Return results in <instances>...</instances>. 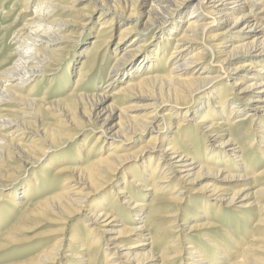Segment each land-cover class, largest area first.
<instances>
[{
	"label": "bare ground",
	"instance_id": "bare-ground-1",
	"mask_svg": "<svg viewBox=\"0 0 264 264\" xmlns=\"http://www.w3.org/2000/svg\"><path fill=\"white\" fill-rule=\"evenodd\" d=\"M79 1L91 3L92 9L89 12L77 13L76 19L70 20L65 16L70 9L61 6L62 1L20 0L22 6L20 13L27 12L28 17L16 31L17 33L11 37L17 61L13 67L6 69L5 73L0 75V131L7 132L9 141L19 142V144L14 143L15 151L25 164H29V161L36 157L33 156L38 153L36 145L52 143L55 139L64 141L62 143L69 141L64 139L59 130L44 123L46 121L40 117L39 106H35V102L39 103V100L33 98V90H29L23 99L17 94L38 75L39 77L46 75L45 71L52 65L55 53L61 48H66L63 46L66 39L75 37L68 30L73 27L84 29L92 24V19L106 20L111 16L107 19L109 22L99 25L98 34L93 37L94 42L91 46L95 53H91L92 50L87 53L91 58L90 66H93L97 57L102 58L103 61L106 59L105 55L109 53L108 43L112 36L114 21H117L119 17L125 20L134 17L138 19V23L129 24L118 31L113 53H117L126 43L130 45L124 48L107 73L105 78L107 84L104 87L106 89L113 86L115 77L119 79L118 66L121 62L131 63L140 56L141 46H146L136 42L139 39L138 34L149 26L159 23L167 15L178 12L186 0H77ZM144 16L146 19L141 23L139 19L142 20ZM182 23L185 24L184 29L178 32L180 25H174L173 32L164 39L162 45L164 47L174 43L166 60L159 61L160 57L164 56V50L160 52L157 48L152 58L148 57L150 60L146 62L147 64H144L142 60L135 69L133 67V70L127 72L130 74V79L121 84L111 95L99 94L84 97L85 94L80 96L81 94L69 93L68 104L62 105L59 111L61 117L68 119L65 120L66 126L73 129L84 128L78 125L82 122L80 117L77 123L69 115L72 108L91 101L87 115L79 112L78 116L83 117L85 126L91 132L97 131L108 139L106 153L104 148L97 149L101 138L97 136L94 143L87 147L85 166L73 165V161L66 158V155L77 157L78 154L63 155V163L52 168L53 179L63 180L60 188L28 210L20 212L17 218L19 221L29 222L32 221V216L38 214L45 217L49 212L53 215V224L64 225L68 218L86 209L85 223L89 222V224H83V227L87 228L83 230L85 234L83 237L84 241H89L90 244L82 246L79 252L67 249L70 253L62 255L60 251L63 238H59L52 247L17 264H56L58 256L63 264H91V249L101 252L106 264H173L181 253L179 247L181 243L175 250L169 246L158 252L152 251V248H155L152 247L153 236L133 245H127L124 242L142 238L145 236L144 233L151 229L155 232L157 227L164 229L170 226L171 222L176 223L180 207L189 198L188 195L184 197V194L195 193L193 189L203 173L218 175L221 172L235 170L245 173L243 176L245 177L246 173L251 171L254 176L251 179L245 178L250 180L245 186L262 185L264 168L258 171L253 170L252 167L256 166V163H253L254 160L243 156L245 150L255 142L257 149H262L264 121L260 117H255L258 110L256 108L249 109L242 117L237 115L244 108L248 109L247 105L253 102L250 100V94L254 91L257 94L264 92V0H198ZM230 24L232 25L224 27ZM238 58L246 59V61L235 68H226L231 60ZM159 68L161 73H153ZM87 72L89 70L80 71L77 81L80 82L83 77L88 76ZM229 78H236V82L225 83L223 87H219L223 93H214L209 96L200 108H193L188 103L194 93ZM37 82H40V79ZM209 93L212 92L209 91ZM133 99L145 100L146 104L140 109L125 106ZM109 100H112L114 104L108 105ZM55 104L47 102L46 107L48 109ZM13 105L19 107L12 110ZM56 105L55 107H58ZM160 108H163L164 112L157 115ZM136 111L138 112L135 113ZM7 112L16 113L20 118L4 121L2 114ZM173 115L181 116V120L175 122L176 137L169 138L164 133V127L166 123L172 121ZM254 117L256 122L253 120ZM114 119H116L115 122ZM157 119H161L160 125L155 124ZM188 119L196 120V122L187 127L185 124ZM246 121L250 123L249 128L256 127V130H253L255 136L250 139L246 147L236 150L241 142L232 135L231 131L238 124L241 125ZM223 124L226 128L220 131ZM150 128L155 133L149 135L146 143L141 144L137 150L130 153L116 151L119 149L117 146H121L122 142L140 136ZM226 131L227 135L224 133ZM29 140L27 147L20 146ZM0 141L4 142L2 136ZM180 142L186 143L185 147ZM156 152L157 158L151 157L148 164L134 170L128 169L140 157ZM236 153L239 155L236 156ZM50 165L52 163L48 165V168H51ZM6 167L10 170V167ZM124 172L125 177L120 176ZM225 178L238 180L242 179V176L228 174L219 182H225ZM97 181H103L105 185L111 186L108 195L110 204H88L91 193L95 190V188L92 189L93 183ZM220 185L222 186H207L210 190L202 187L201 190L207 192L205 195L207 200L199 203L202 216L208 217L207 213L212 206H216L218 210L220 205H225L224 207L227 208L236 200L244 202L251 199V202L241 207L254 206L257 209L253 215L254 219L248 221L251 227L243 232L242 236L246 242L239 248V244L236 243L235 238L232 240V236H227L229 240L227 244L219 245L209 241L207 249L212 251V256L197 251L196 245L187 246L185 250H190L187 252L190 258L188 264H264V187H259L257 189L259 192L254 191L252 194L245 188L228 193L229 191L223 187L224 184ZM4 187L5 185L0 181V190ZM25 192L26 190L20 192L21 195L10 192L0 197V207L4 211L7 210L5 214L8 215L7 218L11 212L9 213L10 209L6 205L16 208L22 199L27 198L28 195ZM149 195L153 196L151 203L143 205L138 203L141 198H147ZM121 210L125 212V221H130L129 226L123 225L125 222L118 226L113 224L116 222L115 215H118ZM144 210L148 211L145 220L141 215ZM155 212L162 213L154 217ZM3 216L2 213L0 220ZM152 219H156L158 224H151ZM15 225V223L10 224L0 233V246L5 241L6 244H10L16 239L18 227ZM87 226H90V229ZM176 226L178 228L170 229L172 234H180L184 231L182 224ZM217 227L219 226L215 222L205 219V222L193 223L188 228V232L197 233L200 230ZM62 229L64 230L65 227ZM95 231L101 233V236L106 235L105 243L102 245H99L100 237L95 235ZM179 234L174 239H178ZM72 236V245L76 246L80 237L76 232H73ZM230 243L235 250L232 251V247L228 246ZM144 246H149L146 252L143 249Z\"/></svg>",
	"mask_w": 264,
	"mask_h": 264
},
{
	"label": "rangeland",
	"instance_id": "rangeland-1",
	"mask_svg": "<svg viewBox=\"0 0 264 264\" xmlns=\"http://www.w3.org/2000/svg\"><path fill=\"white\" fill-rule=\"evenodd\" d=\"M62 1L61 6L66 7L68 12L65 14L67 18L70 20H75L77 17V13H85L89 12L92 9L91 3L89 2H83L77 0H57ZM76 1V2H75ZM198 0H186L184 2V5L181 7V9L178 12H173V15H167L162 21L159 23H155L154 25L149 26L145 31L138 34V41L137 43L144 44L146 46H141V53L140 56L137 57L134 61L131 63H125V61L121 62V64L118 66L120 68V73L118 74L119 79L114 78V84L111 87H108L104 89L105 85L107 84L105 81V78L107 76V73L111 70V68L114 65L115 59L119 58L121 53L123 52L124 48L128 47V43L124 44L121 48H119L117 53H113L116 43H117V35L118 31L121 28H126L129 24H134L138 21L137 18H130L128 20H125L123 17H119L117 21H114L113 27H112V36L108 43V50L109 53L105 55L106 59L100 57L96 58V62L93 66H90L91 58L90 55L87 54L90 50L91 53H95L93 47L91 46V43L94 42L93 37H95L98 33V27L100 24L109 22L110 17H108L106 20H97L92 19V24H90L88 27L81 29V28H71L68 30L70 33H73L75 35L74 38H68L63 43V46H66L65 49H62L55 53L54 61L50 67L48 66L45 76L38 75L37 78L31 80L28 82V84L25 85V87L17 92L18 96L22 99L26 97L29 90L32 91L33 98L35 100H39V103L35 102V106H37L40 110V117L42 120L46 121L44 123H47L52 128H56L59 130V132L63 135L64 139L69 140L68 142L62 143L64 141L60 139H55L52 143L47 144H40L36 145L38 149V153L34 154L31 161H29V164H25L22 162V159H20L19 155H17V152L15 151L16 147L14 146V143L19 142H11L10 137L8 136L7 132L0 131V136H2V139H4V142L0 141V181L2 184L5 185L4 189L0 190V197L5 195L6 193L10 192H16V195H21L20 192H23L26 190V194L28 195L27 198L22 199V202L17 205L16 208H13L10 205L7 208H9V213L11 212L10 216L7 218L5 215L7 210H2L0 207V215L3 213L6 217H1L0 220V230L2 233L5 231L9 225L15 223L19 229L21 226V229L18 230V234L16 236V239L13 240L10 244H2L0 246V264H17L22 263L26 261L29 258H32L36 254H40L42 251L47 250L48 248L52 247V245L55 243V241L59 238H63L62 242V250L60 253L62 255L70 253V251H78L80 248L85 247L89 245V241H84L85 234L83 232L84 229H87L83 227V224H89V222L85 223V216H86V209H83L78 215H75L73 217H70L66 220V223L64 225L62 224H53V215L49 212L44 217L41 215H34L32 216V221L25 222L24 220H18L19 213L22 211L28 210L33 205H36L38 202L44 200L48 196L52 195L55 191H57L60 188V185L63 183L62 179H53L52 175V168L56 165H61L63 162V155L71 153L73 155L78 154L77 157L72 155H66V158L71 159L73 165H79V166H85L87 162L86 153H87V147H89L90 144H93L96 137L100 136L99 144H97L98 148H104V153H106L105 148L108 147L109 141L108 139H105L102 135L99 134V132H91L88 127L85 126V121L83 117L78 116L79 112L84 113L87 115L88 110L92 104L91 101L84 103L81 106H76L75 108L71 109L69 117L74 119V122L79 121L78 117H80L81 121L78 125L80 127L84 126L82 129H73L71 127H67L65 120H68L66 118H63L60 116L59 111L61 110L62 105L68 104L67 98L69 97V93L73 92L80 96L89 95L88 97H91L92 95H99V94H105V95H111L112 92L118 89V87L125 83L126 80L130 79L127 72H130L133 70V67L135 69V66L139 64L140 61L143 60L144 64H147L146 62L149 61L152 58L154 51L158 48L160 52L164 50V56L160 57V62L165 61L167 56L170 54L172 50V45H163L164 39L168 38L173 32V27L176 24H179V30L185 28V24L182 23L183 19L188 16V14L191 12L193 5ZM20 0H0V75L4 74L6 69H10L13 67V64L17 61V56L14 54V45L11 41V37H13L14 34H16L17 30L23 25L24 21L28 17V13H20L21 8ZM32 8V7H31ZM30 8V9H31ZM147 9V7H146ZM121 10V8L119 9ZM142 11V10H141ZM122 14H124L122 12ZM146 19V16L140 20L141 23H143ZM138 23V22H137ZM232 24L226 26L225 28L231 26ZM85 30V31H84ZM68 34V33H66ZM252 36V35H251ZM254 37V36H252ZM251 37V38H252ZM141 40V41H139ZM143 40V41H142ZM171 42V41H167ZM136 43V44H137ZM98 45V44H96ZM118 47L120 45H117ZM159 52V53H160ZM92 56V54H91ZM86 57V58H85ZM182 61V60H181ZM246 59L238 58L231 60L229 64L226 65L227 69L235 68L239 64H242ZM50 68V69H49ZM115 68V66H114ZM89 70L88 76L83 77L82 81L78 82V73L81 71H87ZM126 72V73H124ZM161 73L160 68L153 71V73ZM124 76H123V75ZM142 74V73H141ZM122 75V76H121ZM139 75V73L137 74ZM40 79V82H37ZM116 79V81H115ZM224 79V78H223ZM221 80L217 82L216 84H212L208 89H202L201 91H198L192 95V97L189 99L188 103L193 108H200L206 100H208V97L213 95L214 93H223V90H219V87H223V85L231 84L233 82H236V78L228 79V80ZM244 82V81H243ZM35 84V85H34ZM34 85V86H33ZM77 87V88H75ZM34 88V89H33ZM227 90H229V87H227ZM209 91L212 93L210 94ZM231 92V91H228ZM226 93V90H225ZM249 97L250 100H253L248 106V109L244 108V110L240 111L237 115L238 117H242L245 115L246 112L249 111V109H258L256 111L255 117H260L264 121V101L262 99L264 98V92L258 93L256 91L253 92V94H250ZM255 100H258V102H254ZM44 101V102H43ZM56 101V102H55ZM47 102H53V104L58 103L55 107L53 105L51 108L46 107ZM44 103V104H43ZM107 104H114L112 100H109ZM146 104L145 100L142 99H133L126 103L125 106H129L131 109H140V107H144ZM18 105H13L11 108L12 110H16L18 108ZM118 108L121 106H117ZM129 110V109H128ZM43 112V113H42ZM52 112V113H51ZM136 111L135 113H137ZM163 108H160L157 112V115L162 114ZM251 113H255L254 111H250ZM2 114V113H1ZM57 116H56V115ZM55 115V116H54ZM117 115V114H116ZM115 115V116H116ZM2 118L4 121H10L15 118H20L16 113H3ZM52 116L54 118H52ZM236 116V117H237ZM68 117V118H69ZM254 117V122L255 118ZM172 121L166 123V126L164 127V133L166 136H169V138H175V125L177 121L181 120V116L173 115ZM116 119H114V122ZM112 122V123H114ZM155 124L160 125L161 119H157L155 121ZM196 120L188 119L186 121L187 127H190V125L194 124ZM249 121L243 122V124H238L235 128L232 129L231 133L232 135L238 140H240V146L236 148V150H240L241 147H246L248 143H250V139L255 136L256 127L251 126L249 128ZM253 125V124H252ZM25 126V125H24ZM226 126L225 124L221 125L220 131H223ZM167 132V133H166ZM153 130L150 128L149 130L145 131L140 136H137L133 139H129L125 142H122L121 146L118 151L119 153L123 152H132L134 150H137L141 144H145L147 141V138L149 135L154 134ZM227 135V131L224 132ZM227 137V136H226ZM15 141V140H14ZM179 141V139H178ZM5 142L7 144H5ZM168 142V141H167ZM30 143V140L26 143L23 142L20 144V146H26ZM66 144V145H65ZM182 146L185 147L186 143H181ZM217 144V143H215ZM63 145V146H62ZM219 145V143H218ZM261 147L262 149H257L256 142L252 144L249 148H247L245 151V154L243 157L246 159H253L256 163V166L252 167L253 170L258 171L262 170L264 168V144ZM93 150V148H92ZM103 153V154H104ZM228 154H230L227 151ZM261 153V154H260ZM202 153H200L201 155ZM239 155L236 153V156ZM95 156V155H94ZM156 159L157 158V152L153 154H148L144 157H140L137 161L131 164V166L128 167L129 170H134V168L140 167L141 165H146L149 163L150 158ZM61 158V159H60ZM142 158V159H141ZM60 159V160H59ZM76 160V161H75ZM156 161V160H155ZM154 161V162H155ZM51 168H48V165L51 164ZM71 164V165H72ZM239 164V163H238ZM10 167V170L6 167ZM211 168H217L214 166H209ZM139 171V169H138ZM137 171V172H138ZM225 171V170H224ZM228 174H233L237 176L238 174L242 176V179L234 180L225 178V182L221 183L219 182L220 179H222L224 176H227ZM245 173H241L239 171H229V172H221L220 174L216 173H203V176L199 178L200 180L197 182L193 194H184V197H187V201L184 202V204L180 207V210L177 213V220L175 222H171L170 226L167 228H155V232L153 229L150 231H146L142 238L139 239H132V240H126L124 244L127 245H133L137 242H144V239H147L153 236L152 239L153 245L152 251H158L160 252L165 247H171L173 250L177 249L179 245L181 253L179 254V258L173 262V264H188L190 263V258L187 252H190V250L186 249L185 247L189 246H195L197 247V251L200 253H208L209 256H212V251H208V243L209 241H214L215 243L221 245L223 243L227 244L228 238L227 236H232L236 239V243L239 244V248H241L244 243L246 242V239H243V232L244 230H247L250 226L248 221L250 219H254V214L256 212V207L251 206L248 208H241L243 207L247 202H251V199H248L244 202H239V200H236L232 206L225 208V205H220L218 210L216 206H212L209 208L208 217L202 216V211L200 209L199 203L200 201H206L207 197L205 196L207 194L206 190H201L202 187H210L212 186H222L220 184H224L223 187L229 191L228 193H231L233 191H238L239 189H249L247 190L248 193H253L254 191L259 192L257 189L259 187H264V178L262 180V185L256 187L252 186V184H247V182H250V180H245V178L251 179L254 174L252 172H247L246 176H244ZM125 177V172L122 173V175ZM127 180V178H126ZM36 181V182H35ZM62 181V182H60ZM58 184V185H57ZM209 184V185H208ZM211 184V185H210ZM207 187V189H208ZM95 188V190L91 193V196L89 198L88 204L90 205H99L102 203L110 204L108 202V195L111 190V186L105 185L103 181H97L93 183L92 189ZM1 189V188H0ZM252 189V190H251ZM210 190V189H208ZM28 192V193H27ZM151 195H149L147 198L140 199L136 198L138 203L144 204V203H151L152 200ZM118 207H120L118 205ZM116 207V208H118ZM2 210V211H1ZM139 210V209H138ZM125 211V210H124ZM125 212H121L116 216V222L113 223L114 225L118 226L119 224H122L125 226H129L130 221H125L126 217ZM162 213V212H161ZM158 212L154 213V217L158 214H161ZM218 213V215H216ZM16 217H15V216ZM142 217L145 220V217L148 215V211L144 210L143 213H141ZM189 215V216H188ZM211 215V217H210ZM216 215V216H215ZM186 216L187 218H185ZM203 217V218H202ZM187 219V220H184ZM206 220H210L215 222L219 227L213 228V229H204L195 232H188V228L193 225V223L198 222H205ZM15 220L16 222H13ZM84 220V221H83ZM251 222V221H250ZM139 223V222H138ZM21 226H20V225ZM151 224H158L156 219L151 220ZM182 224L184 226V231L180 234H172L170 232V229L173 227L178 228L176 225ZM237 224V225H236ZM25 225V226H24ZM78 225H80L78 227ZM63 226V227H62ZM65 229L63 230L62 228ZM88 228L90 226H87ZM90 229V228H89ZM178 230L179 229H175ZM78 231V232H77ZM73 232H76L80 239L77 241L76 246L72 245V235ZM62 233V234H60ZM97 233V234H96ZM150 235H147V234ZM236 233V234H235ZM179 234L178 239H174L176 235ZM194 234V235H193ZM240 234V235H239ZM95 235H99L100 237V243L99 245H102L105 243L106 235H102L101 233L95 231ZM108 236V235H107ZM163 236V238H162ZM250 238V237H249ZM249 238H247L249 240ZM170 240V241H169ZM173 241H176V243H172ZM180 241V242H179ZM150 242V241H149ZM233 243V241H232ZM211 244V243H210ZM230 248L232 247V251L235 250L233 244L231 246V243L228 245ZM68 247V248H67ZM184 247V248H183ZM195 247V248H196ZM141 248H139L140 250ZM144 251L146 252L149 249V246H144ZM92 254L91 255V264H106L103 259V254L101 252H96L95 249H91ZM95 251V252H94ZM204 251V252H203ZM174 253V252H173ZM172 253V254H173ZM203 255V254H202ZM264 258V257H263ZM58 260V261H57ZM22 261V262H21ZM178 261V262H176ZM56 264H63L59 260V256L57 257Z\"/></svg>",
	"mask_w": 264,
	"mask_h": 264
}]
</instances>
